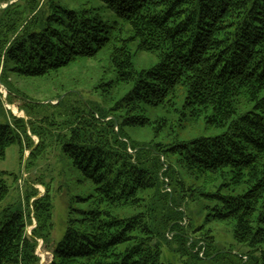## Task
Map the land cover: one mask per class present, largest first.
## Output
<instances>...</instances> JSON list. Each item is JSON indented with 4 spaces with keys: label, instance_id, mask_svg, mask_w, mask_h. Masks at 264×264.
<instances>
[{
    "label": "trees",
    "instance_id": "16d2710c",
    "mask_svg": "<svg viewBox=\"0 0 264 264\" xmlns=\"http://www.w3.org/2000/svg\"><path fill=\"white\" fill-rule=\"evenodd\" d=\"M100 1L117 16L112 25L91 6L69 9L67 0L0 9V81L7 104L20 101L27 116L7 118L0 99V159L18 145L22 161L30 152V171L57 147L95 186L91 209L69 219L49 264H165L159 239L168 231L199 255V244L208 248L213 237L196 241L181 232L183 204L199 199L215 204L214 218L234 223L235 240L251 249L247 259L264 264V0ZM102 53L108 65L92 92L109 88L119 97L104 98V109L77 94L42 102L13 82L48 78ZM144 53L157 61L137 70L135 57ZM148 108L224 131L142 143L144 131L156 138L172 125L168 116L149 118ZM41 185L43 196L27 188L24 210L0 216V264H40L38 241L51 243L53 196ZM8 194L0 182V203ZM31 215L36 227L28 236Z\"/></svg>",
    "mask_w": 264,
    "mask_h": 264
},
{
    "label": "rangeland",
    "instance_id": "374dc122",
    "mask_svg": "<svg viewBox=\"0 0 264 264\" xmlns=\"http://www.w3.org/2000/svg\"><path fill=\"white\" fill-rule=\"evenodd\" d=\"M6 2L7 0H5L3 5H6ZM65 4L69 9L79 11L91 6L95 8L94 13L100 15L103 21L110 25L118 20L116 14L110 11L100 0H67ZM107 59V56L105 58V54L102 53L95 62L87 61V64L81 62V66L62 71L48 78L22 80L13 78V82L27 96L42 102L51 101V99H55L60 94L62 98L67 94H77L80 99L83 97L89 104L93 103L95 109L97 107L104 109L107 108V104L103 103L104 98L110 100V98L115 96L105 92L109 88L99 89L95 93L92 92V88L93 85H97L103 73V68L108 65ZM156 61V58L153 59L150 54H138L135 57V66L137 70H143L152 66ZM0 95L1 102L6 109L7 118H9L7 112H14V109H16L17 112L14 113L18 114L21 111L22 103L17 100L14 101L12 110H9V106L6 105L3 97L6 96L7 101L8 93H6L4 88L0 87ZM117 99L119 97H115V101ZM71 101H74V98H71ZM181 102L182 99L178 103L181 105ZM52 103L55 105L57 102L55 100ZM110 104L112 103L110 102ZM20 116L22 118L23 115ZM147 116L152 120L168 116L172 125L161 131L160 136L156 138L154 130L148 129L144 131L145 133L138 137V140L142 143L155 141L164 145H173L179 142H190L200 138L214 137L224 131L223 129L212 127L207 123L206 119L195 121L189 115L187 117H181L179 113L168 115L164 110L148 108ZM0 120L2 122L6 121L1 105ZM154 127H157V125ZM33 139L36 143L39 142L37 137H33ZM129 149L135 152L131 147ZM28 153L29 151L25 152V154ZM161 159L165 161V158L162 157ZM16 178L19 180L16 181ZM165 181L168 182V179H165ZM0 182H3L9 188L7 198L0 203V216L7 208H11L13 211L24 210L23 198L27 188L33 186L39 192V197L46 192V188L41 183L50 188L54 204L53 236L49 246L41 240L38 241L39 244L36 251V254L41 259L40 264H49L53 260V248L62 240L67 231L69 219L78 217V211H89L91 209V201L88 199L94 194L95 186L93 182L73 167L71 161L57 147L49 150L46 158L42 159L37 167L30 171L26 170L25 158L22 161L18 145L9 147L6 157L0 159ZM165 190L171 192L172 188L166 185ZM214 206V203L205 199L189 200L183 204V213L185 215L181 224L182 234L196 241H201L202 238L205 239L207 236L213 237V241L206 240L208 248L206 246L203 247L204 256L194 253L195 250L184 249L181 243L182 238L179 235L176 236L180 232L168 231L165 237H160L159 239L163 263L256 264V260L247 259L251 250L250 247L235 240L234 223L222 222L214 218ZM31 220L32 223H28L27 227L28 236H31L33 228L36 227L33 215H31Z\"/></svg>",
    "mask_w": 264,
    "mask_h": 264
},
{
    "label": "water",
    "instance_id": "95a60500",
    "mask_svg": "<svg viewBox=\"0 0 264 264\" xmlns=\"http://www.w3.org/2000/svg\"><path fill=\"white\" fill-rule=\"evenodd\" d=\"M17 1H18V0H10L6 5H3V4L0 3V9L4 10V9L8 8L10 5H12L13 3H15V2H17ZM0 87H1V88H4V86H3L2 83H1V81H0ZM4 89H5V88H4ZM5 91H6V93H8L6 89H5ZM1 93L4 95L3 92H1ZM4 100L6 101V96H4ZM6 105H7V106H11V105H8L7 103H6ZM9 110L11 111L10 108H9ZM19 112H20L19 115L15 114V113H13V112H12V114L15 115V116H18V117H21L20 115L22 114V115H23L22 118L27 119L26 113H25L24 111H19ZM30 135H31V134H30ZM29 155H30V153L26 154V156H25V164L27 163V160H28V158H29ZM30 235H31V234H30Z\"/></svg>",
    "mask_w": 264,
    "mask_h": 264
},
{
    "label": "built area",
    "instance_id": "2783aa9c",
    "mask_svg": "<svg viewBox=\"0 0 264 264\" xmlns=\"http://www.w3.org/2000/svg\"><path fill=\"white\" fill-rule=\"evenodd\" d=\"M116 130H118V127H116ZM131 154H134L135 152H132V150L128 149ZM204 247L203 243H200V245L196 248V252L200 254V256H204V251L202 250Z\"/></svg>",
    "mask_w": 264,
    "mask_h": 264
},
{
    "label": "bare ground",
    "instance_id": "6f19581e",
    "mask_svg": "<svg viewBox=\"0 0 264 264\" xmlns=\"http://www.w3.org/2000/svg\"><path fill=\"white\" fill-rule=\"evenodd\" d=\"M13 106H9V108L11 109ZM12 110V109H11ZM13 112V111H12ZM14 112H17L16 109H14ZM13 112V113H14ZM20 113V112H19ZM19 113L17 115H19ZM22 115V114H21Z\"/></svg>",
    "mask_w": 264,
    "mask_h": 264
}]
</instances>
